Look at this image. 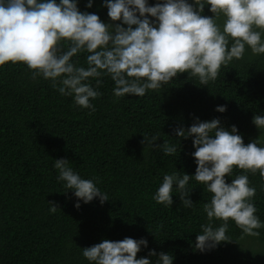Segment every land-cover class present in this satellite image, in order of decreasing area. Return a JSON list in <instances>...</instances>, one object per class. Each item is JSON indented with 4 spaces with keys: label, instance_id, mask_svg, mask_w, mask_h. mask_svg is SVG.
Listing matches in <instances>:
<instances>
[{
    "label": "trees",
    "instance_id": "1",
    "mask_svg": "<svg viewBox=\"0 0 264 264\" xmlns=\"http://www.w3.org/2000/svg\"><path fill=\"white\" fill-rule=\"evenodd\" d=\"M155 2L148 0L150 5ZM86 3L78 0L81 12L120 23L110 20L102 0H93L90 8ZM208 8L203 15H212ZM84 56H79L81 65ZM112 86L104 77L99 89L103 95L93 101L96 111L89 113L72 107L71 97L61 96L49 81L31 80L23 64L0 68V264H88L80 248L125 237L148 241L136 258L152 249L170 253L173 264H264V228L258 237H241L229 221L226 234L231 241L203 252L194 247L206 222L202 204L209 198L195 180L188 185V198L195 203L191 209L181 205L175 191L169 209L151 198L163 173L195 172L192 137H175L173 129L187 130L195 118H218L226 129L235 125L244 144L257 137L264 141V132L252 123L253 115L264 114V54L246 49L242 59L221 66L207 86L187 72L143 97L114 99ZM219 105L226 110L216 111ZM145 133L159 135L154 145L178 139L179 152L164 156L151 151L141 143ZM59 158L68 159L83 177H98L109 199L101 204L94 198L74 207L77 198L71 190L62 193L52 169ZM234 175L226 174L225 182ZM249 180L257 189L256 215L264 221V180L258 173L249 174ZM48 202L58 207L55 213L48 211Z\"/></svg>",
    "mask_w": 264,
    "mask_h": 264
},
{
    "label": "clouds",
    "instance_id": "2",
    "mask_svg": "<svg viewBox=\"0 0 264 264\" xmlns=\"http://www.w3.org/2000/svg\"><path fill=\"white\" fill-rule=\"evenodd\" d=\"M92 3L87 0L85 7ZM77 4L78 0H0V68L23 64L31 80L49 81L61 96L71 97L72 107L89 113L96 111L93 101L103 95L99 89L104 77L112 82L114 99L143 97L177 73L187 72L207 86L217 79L221 66L242 59L246 49L264 54V0H156L151 5L148 0H102L110 20L120 22L116 24L81 12ZM206 5L211 16L202 14ZM80 54H85L83 65ZM215 110L226 109L219 105ZM252 123L264 132V114L253 115ZM173 132L178 138L192 137L195 172L163 173L152 200L169 209L175 191L181 205L191 209L195 203L188 198V185L195 180L209 194L202 204L206 222L195 238L197 250L231 241L226 234L229 221L241 230V237H258L264 221L256 215L257 189L249 174L258 173L264 180V141L257 137L244 144L236 126L226 129L218 118H195L187 130L179 127ZM158 137L145 133L141 143L164 156L179 152L178 139L168 136L175 143L163 140L154 145ZM52 169L56 181L62 182V193L71 190L77 198L74 207L94 198L101 204L109 199L98 177H83L68 159H55ZM226 174L234 175L230 183L225 182ZM48 203V211L55 213L58 207ZM147 246L144 238L125 237L80 249L88 264H173L170 253L152 249L136 258ZM153 256L156 259L148 258Z\"/></svg>",
    "mask_w": 264,
    "mask_h": 264
}]
</instances>
